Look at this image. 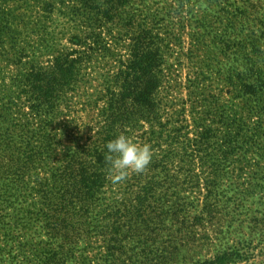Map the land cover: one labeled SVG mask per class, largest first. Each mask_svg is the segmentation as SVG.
Masks as SVG:
<instances>
[{
    "label": "rangeland",
    "instance_id": "obj_1",
    "mask_svg": "<svg viewBox=\"0 0 264 264\" xmlns=\"http://www.w3.org/2000/svg\"><path fill=\"white\" fill-rule=\"evenodd\" d=\"M0 8L12 13L15 9L19 14L13 28L18 29L21 46L33 52L32 56L48 60L52 56L47 46L53 42L68 52L78 50L84 60L85 47L93 43L85 36L90 27L82 28L85 33L78 29L82 26L79 14L85 10L79 0H0ZM122 8L112 21L102 16L96 22L83 21L103 31L105 50L92 60L76 63L77 81L59 100L58 112L50 117L28 114L27 98L18 89L22 67L13 62L11 55L0 58V114H4L0 117V133L9 128L18 141L23 129L25 142L31 140L37 145L38 136L34 134L42 133L44 125L43 133L51 134L54 149L50 158L27 170L24 181L14 176L0 180V264H45L39 252L49 238L39 215L41 204L36 189L42 181L50 180L51 172L61 164L59 159L64 158L63 150L90 142L104 105L103 94L122 63H127L133 38L142 27L161 38L165 54L158 99L163 124L172 137L154 146L153 154L161 157L170 147L179 150L196 138L199 130L195 121L206 110H211L210 116L217 115L214 120L221 113L235 118L229 131L227 124L215 125L218 148L229 133L235 136L243 128L238 154L227 162L226 169L221 165L220 171L226 170L223 176L211 174L210 163L174 161L168 165L166 170L174 174L171 184L176 194L162 200H170L166 205L178 200L183 210L178 217H172L171 212L150 214L146 229H142L144 236L151 238L150 242L156 238L162 243L181 228L185 245L180 250V264H197L224 253L227 257L223 264H264V96L252 100L240 92L241 82H254L258 75L264 78V0H133ZM130 18L139 23L136 31L127 30ZM212 96L215 104L205 103L204 99ZM10 101L14 104L11 113L6 114L4 107ZM43 118L50 120L49 126ZM139 125L132 130L131 138L152 145L151 124L141 121ZM163 177L170 179L164 174L155 178L162 183L157 194L169 189L170 183ZM109 178L104 188L106 201L96 206L95 213L107 204L128 202L130 194L125 188L129 175L119 183ZM210 183L217 184V193L209 195ZM206 203L217 204L212 220L206 213L198 217ZM99 230L95 228L82 237L75 256L58 264H109L105 257L106 235ZM135 244L131 240L129 247ZM134 258L145 259L143 252Z\"/></svg>",
    "mask_w": 264,
    "mask_h": 264
},
{
    "label": "trees",
    "instance_id": "obj_2",
    "mask_svg": "<svg viewBox=\"0 0 264 264\" xmlns=\"http://www.w3.org/2000/svg\"><path fill=\"white\" fill-rule=\"evenodd\" d=\"M79 1L83 3L85 10L79 14L78 19L82 22V26L78 29L85 33L86 30L82 28L90 27V33L85 36L93 40L88 48L85 47L84 58L92 60L96 54L105 50L101 39L103 31L98 30L94 25L92 28V23L88 25L83 21L96 22L102 17L112 21L122 11V7L129 6L133 0ZM18 16L15 9L12 13V10L0 8V58L6 59L11 55L14 57L13 62L22 67L21 84L18 85V89L19 93L27 98L25 106L29 109L28 114L34 117L47 115L50 117L58 112L61 104L59 100L73 89L77 81L76 63L85 59L83 60V55L77 54L78 50L68 52L57 48L53 42H49L47 46L51 58L43 60L39 56H32L33 52L21 46V38L17 36L18 29L13 28ZM138 25L139 23L132 19L128 21L126 27L129 31H136ZM97 30L100 34L96 33ZM162 42L159 36L142 27L133 38L127 63H122L123 66L103 94L104 105L99 111L98 127L90 142L63 150L64 158L59 159L61 164L51 172L50 180L42 181L40 188L37 187L36 194L41 204L39 215L44 220L49 238V242L39 252L45 264H58L75 256L77 242L98 227L100 233L106 235L105 257L109 264L183 263L180 250L185 244L181 228L171 240L162 243L156 238L150 242L151 238L144 236L142 229H146L149 222L146 218L152 213L165 215L171 212L172 217H178L183 210L178 200L167 205L165 203L170 200H162L163 197L176 194L175 186L171 184L174 181V174L166 170L174 161L185 162L188 165L195 162L210 163L211 174L216 177L225 175L226 170L220 171L221 165L224 164L225 167L227 162L238 154V149L241 147L239 134L243 128L238 129V136L229 133L227 139L223 140L218 148L215 125L227 124L226 131H229L234 127L235 118L221 113L220 118L214 120L217 115L210 116L211 110H206L204 116L195 121V126L199 130L196 138L190 139L179 150L170 147L161 157L153 154L152 161L144 172L129 174L125 188V193L130 194L126 198L128 202L123 200L122 203L118 202L113 206L107 204L101 212L95 213L96 206L106 201L104 188L110 175L107 172L105 153L106 143L109 140L121 132L131 137L132 130L140 127L141 121L151 124L149 140L152 141V149L154 146H159L160 141H167L172 137L170 133L167 134V131L171 130L163 124L158 99L165 59ZM240 92L249 95L252 100L264 96L263 76L254 77V82H241ZM204 101L208 105L216 102L214 96ZM11 104L13 105L14 102L5 104L6 114L11 113ZM0 117H4V114H0ZM207 120L211 122L207 123ZM42 121L45 124L47 120L43 118ZM50 123L48 120L47 125L49 126ZM45 128L42 125L40 129L42 133L34 134L38 136L35 140L37 145L31 140L25 142L23 129H20L18 141L9 128L0 133V180L14 176L24 181L32 168H36L39 162L43 163L51 157L54 151L53 143L51 134L43 133ZM175 135L178 136L177 133ZM161 174L170 176L169 180L163 177L164 182L170 184L169 189L157 194L158 185L161 186L162 183H158L155 178L159 179ZM147 177L148 181L142 184L143 179ZM208 189L209 195L217 193V184L210 183ZM216 212L217 204L206 203L198 217H203L206 213L210 215L208 220H212ZM131 240L136 244L129 247ZM56 242L57 245L54 246ZM129 251L132 253L129 254ZM139 252H143L145 259L142 261L134 258ZM226 257V253L216 254L197 264H223Z\"/></svg>",
    "mask_w": 264,
    "mask_h": 264
},
{
    "label": "clouds",
    "instance_id": "obj_3",
    "mask_svg": "<svg viewBox=\"0 0 264 264\" xmlns=\"http://www.w3.org/2000/svg\"><path fill=\"white\" fill-rule=\"evenodd\" d=\"M107 172L113 182L124 181L130 173H142L153 158L150 144L138 143L121 132L106 143Z\"/></svg>",
    "mask_w": 264,
    "mask_h": 264
}]
</instances>
